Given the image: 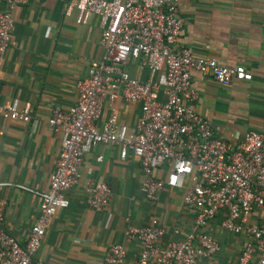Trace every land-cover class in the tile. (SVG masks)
Here are the masks:
<instances>
[{
  "label": "built area",
  "instance_id": "obj_1",
  "mask_svg": "<svg viewBox=\"0 0 264 264\" xmlns=\"http://www.w3.org/2000/svg\"><path fill=\"white\" fill-rule=\"evenodd\" d=\"M181 0H68L64 16L72 10L75 24L95 16L99 29V60L90 62L84 78L75 83L76 99L70 108L52 106L47 130L60 134V148L45 191L38 197V213L27 238L19 245L3 227L0 203V264H40L36 259L41 240L56 208H65L63 192L77 184L82 158L97 144L118 147L138 160L139 191L154 202L163 188L181 191L182 208L193 215L184 238L160 244L164 230L156 219L145 226H127L123 236L140 248L132 264H194L215 255L219 246L205 231L216 220L219 230L241 234L246 240L236 264H264V132L246 131L231 141L209 121L196 114L190 72L210 78L221 87L247 83L251 75L241 66H226L213 58L191 54L177 45L182 22ZM26 0H2L0 11V65L10 44L11 12ZM144 78L132 75L134 70ZM264 86V77L260 79ZM138 106L128 128L117 121L116 101ZM18 99L0 105V118L29 121V104L19 111ZM105 106L106 118L97 124ZM100 161L101 158L96 159ZM166 166L164 179L156 172ZM84 202L101 211L109 197L103 181L84 182ZM251 221V222H250ZM125 251L112 245L105 264H121Z\"/></svg>",
  "mask_w": 264,
  "mask_h": 264
},
{
  "label": "crops",
  "instance_id": "obj_2",
  "mask_svg": "<svg viewBox=\"0 0 264 264\" xmlns=\"http://www.w3.org/2000/svg\"><path fill=\"white\" fill-rule=\"evenodd\" d=\"M68 0H26L11 12L12 31L0 65V105L18 99L17 109L29 104V121L0 118V203L3 227L22 245L38 213V197L45 191L60 148V134L47 130L52 106H73L75 83L84 78L90 62L99 60V29L95 16L75 24L76 11L68 17ZM0 0V11L2 10ZM178 16L182 26L177 45L191 54L213 58L226 66H241L250 75L247 83L228 87L190 72V87L196 93L193 110L206 118L215 133L231 141L246 131L264 132V0H181ZM133 76L145 77L136 69ZM117 121L128 128L139 113L138 106L114 104ZM107 116L105 106L97 122ZM100 157L101 160L96 159ZM167 167L156 172L164 179ZM103 181L109 189L105 207L92 212L84 202L85 181ZM139 163L129 152L118 158V147L95 145L78 168L77 184L63 192L65 208H56L36 259L40 264H105L112 245H121V264H132L139 244L123 236L127 226H145L156 219L164 230L159 243L184 238L193 225L192 213L181 205V191L163 188L154 202L139 191ZM251 222V221H250ZM205 231L219 246L208 258L194 264H236L246 240L241 234L219 230L216 220ZM252 264V263H251Z\"/></svg>",
  "mask_w": 264,
  "mask_h": 264
}]
</instances>
